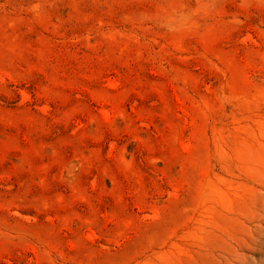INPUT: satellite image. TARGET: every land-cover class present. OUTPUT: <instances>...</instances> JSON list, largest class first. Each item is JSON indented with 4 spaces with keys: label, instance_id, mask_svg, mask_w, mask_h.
Listing matches in <instances>:
<instances>
[{
    "label": "rangeland",
    "instance_id": "374dc122",
    "mask_svg": "<svg viewBox=\"0 0 264 264\" xmlns=\"http://www.w3.org/2000/svg\"><path fill=\"white\" fill-rule=\"evenodd\" d=\"M0 264H264V0H0Z\"/></svg>",
    "mask_w": 264,
    "mask_h": 264
}]
</instances>
